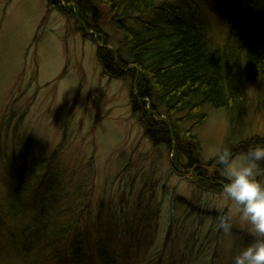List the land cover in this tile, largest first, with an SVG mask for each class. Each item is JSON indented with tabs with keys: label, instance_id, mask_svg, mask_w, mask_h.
Listing matches in <instances>:
<instances>
[{
	"label": "rangeland",
	"instance_id": "1",
	"mask_svg": "<svg viewBox=\"0 0 264 264\" xmlns=\"http://www.w3.org/2000/svg\"><path fill=\"white\" fill-rule=\"evenodd\" d=\"M61 4L69 9L74 0ZM177 5L188 15H203L208 37L223 44L227 28L206 12L204 0H179ZM97 21L93 26L103 29L110 48L118 46L116 27ZM80 26L48 0H0V264H58L40 246L32 248L17 228L24 226L27 214L16 206L24 202L33 210L34 190L48 178L60 183L79 221L102 224L106 236L118 240L123 256L142 255L134 264H234L256 237L223 193L227 178L217 156L229 144L264 136V80L247 84L249 110L236 133L230 132L224 110L204 106L197 127V120L183 119L181 131L191 130L199 138L196 159L217 167L211 173L222 183L220 192L200 190L174 160V151L154 146L148 134L153 131L144 125L152 126L151 120L130 102L135 83L130 67L124 78L106 74L98 58L102 42L97 31L83 32ZM165 115L157 119L162 122ZM248 147L237 146V163H243ZM259 167L257 179L264 183V163ZM18 184L20 195H10ZM221 215L232 218L230 234L217 227ZM123 233L127 237L120 241ZM12 235L20 249L10 244ZM76 261L89 264L91 258Z\"/></svg>",
	"mask_w": 264,
	"mask_h": 264
},
{
	"label": "trees",
	"instance_id": "2",
	"mask_svg": "<svg viewBox=\"0 0 264 264\" xmlns=\"http://www.w3.org/2000/svg\"><path fill=\"white\" fill-rule=\"evenodd\" d=\"M48 1L52 8L78 21L81 31H97L102 42L98 58L106 74L124 78L130 67L129 75L135 81L130 102L135 109L141 108L152 126L155 123V129L144 123L148 132L153 131L148 134L154 146L174 151V160L181 163L200 190L220 192L219 176L211 173L217 167L210 168L202 159H196L194 149L199 138L191 130L182 132V121L197 120V127L204 118L200 111L208 106L226 112L230 132L240 130L249 110L247 84L257 85L264 80V0H204L206 12L227 28L221 45L213 44L208 37L205 17L188 15L177 5L179 0H74L69 9L61 4L62 0ZM102 10L105 16L100 14ZM98 17L116 27L121 35L118 46L110 48L103 29L93 26L98 24ZM181 113L185 115L174 117ZM163 114L167 117L160 122L157 118ZM159 123L164 125V131L157 129ZM253 145H264V136L241 140L236 146L229 144V149L233 153L239 150L237 146ZM23 176L20 177L26 179ZM59 184L56 179H44L34 190L33 210L24 202L22 208L16 206L27 214L24 226L17 228L29 238L32 248L40 246L38 250L58 264H78L73 260L83 255L90 256L89 264H111L112 260L116 264H134L142 259V255L123 256L116 244L118 240H110L102 224L79 221L80 215L68 209L71 200L58 189ZM21 191L18 184L9 194L19 196ZM63 202L66 204L61 208ZM2 218L4 215L0 214V223L4 222ZM8 230L13 232L15 228L10 225ZM126 237L123 233L120 241ZM11 238L10 244L18 249L20 240L13 235ZM127 256L133 257L130 260Z\"/></svg>",
	"mask_w": 264,
	"mask_h": 264
},
{
	"label": "clouds",
	"instance_id": "3",
	"mask_svg": "<svg viewBox=\"0 0 264 264\" xmlns=\"http://www.w3.org/2000/svg\"><path fill=\"white\" fill-rule=\"evenodd\" d=\"M243 163H237L229 148L217 156V165L226 176L223 193L239 208L256 237L255 242L245 247L234 259V264H264V183L257 177L264 163V146H249L243 153ZM217 227L224 233L232 232V218L219 216Z\"/></svg>",
	"mask_w": 264,
	"mask_h": 264
}]
</instances>
